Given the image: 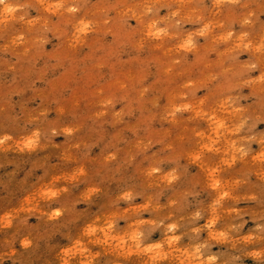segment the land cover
<instances>
[{
    "label": "clouds",
    "instance_id": "9594fccd",
    "mask_svg": "<svg viewBox=\"0 0 264 264\" xmlns=\"http://www.w3.org/2000/svg\"><path fill=\"white\" fill-rule=\"evenodd\" d=\"M0 264H264V0H0Z\"/></svg>",
    "mask_w": 264,
    "mask_h": 264
}]
</instances>
